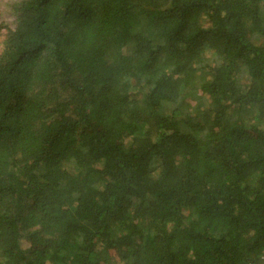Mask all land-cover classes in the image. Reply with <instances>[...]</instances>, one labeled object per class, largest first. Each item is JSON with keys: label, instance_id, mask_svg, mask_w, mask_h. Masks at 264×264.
<instances>
[{"label": "trees", "instance_id": "trees-1", "mask_svg": "<svg viewBox=\"0 0 264 264\" xmlns=\"http://www.w3.org/2000/svg\"><path fill=\"white\" fill-rule=\"evenodd\" d=\"M4 3L0 264L259 263L264 0Z\"/></svg>", "mask_w": 264, "mask_h": 264}, {"label": "rangeland", "instance_id": "rangeland-1", "mask_svg": "<svg viewBox=\"0 0 264 264\" xmlns=\"http://www.w3.org/2000/svg\"><path fill=\"white\" fill-rule=\"evenodd\" d=\"M6 0H0V11H4V2H5ZM6 19V18H5ZM9 20V19H8ZM24 246H25V243H24Z\"/></svg>", "mask_w": 264, "mask_h": 264}, {"label": "built area", "instance_id": "built-area-1", "mask_svg": "<svg viewBox=\"0 0 264 264\" xmlns=\"http://www.w3.org/2000/svg\"><path fill=\"white\" fill-rule=\"evenodd\" d=\"M249 264H264V252L260 257V262L259 263H249Z\"/></svg>", "mask_w": 264, "mask_h": 264}]
</instances>
